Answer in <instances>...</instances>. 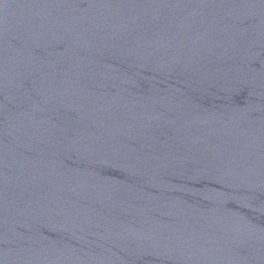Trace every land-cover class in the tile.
<instances>
[{
	"label": "water",
	"instance_id": "water-1",
	"mask_svg": "<svg viewBox=\"0 0 264 264\" xmlns=\"http://www.w3.org/2000/svg\"><path fill=\"white\" fill-rule=\"evenodd\" d=\"M0 264H264V0H0Z\"/></svg>",
	"mask_w": 264,
	"mask_h": 264
}]
</instances>
